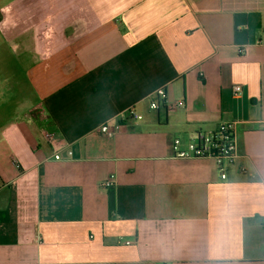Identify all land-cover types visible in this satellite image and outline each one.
Masks as SVG:
<instances>
[{"label": "crops", "instance_id": "obj_1", "mask_svg": "<svg viewBox=\"0 0 264 264\" xmlns=\"http://www.w3.org/2000/svg\"><path fill=\"white\" fill-rule=\"evenodd\" d=\"M0 14L19 66L3 69L0 264H264V0H12ZM160 88L169 109L150 110ZM232 121L226 180L173 157L175 138Z\"/></svg>", "mask_w": 264, "mask_h": 264}, {"label": "built area", "instance_id": "obj_2", "mask_svg": "<svg viewBox=\"0 0 264 264\" xmlns=\"http://www.w3.org/2000/svg\"><path fill=\"white\" fill-rule=\"evenodd\" d=\"M241 91V85L234 86V94H238ZM175 106L183 107L184 101L181 100L176 102ZM149 109L154 111L169 109L166 90L164 88H160L154 93V97L149 103ZM124 116L125 118L129 117L135 120H141L143 118L134 107L130 108ZM238 125V121H232L223 123L214 131L197 133L194 137L187 140L177 137L171 144L173 157L180 159H210L214 161L220 179L226 180L230 169L236 166L237 161L240 158ZM99 131L108 136L115 134L107 124L101 126ZM46 138L53 144L55 151L54 159H63L61 153L66 147L55 142L54 134L47 133ZM68 154L71 155L72 152L69 151ZM241 171L246 173L247 169L242 167ZM114 182L115 175H110V177L103 183V187H111L114 185ZM118 240L120 243L127 245L132 243L131 241L124 239V237H120Z\"/></svg>", "mask_w": 264, "mask_h": 264}, {"label": "rangeland", "instance_id": "obj_3", "mask_svg": "<svg viewBox=\"0 0 264 264\" xmlns=\"http://www.w3.org/2000/svg\"><path fill=\"white\" fill-rule=\"evenodd\" d=\"M12 0H0V9L2 7V5H5L6 3L8 2H11ZM1 15V14H0ZM0 26H1V20H0ZM1 32V31H0ZM14 49L15 47H11V46H7V48L4 46L1 45V38H0V128H1V125H2V122H5V114H2L3 111L6 109V106L8 105L9 106V103L8 104H5L4 103V92H2V90L7 87L6 84H4V75H5V71L3 69H7L9 71H15L16 68H18V63L16 62V60H12L14 58V56H12L14 54ZM8 54V61H6L7 57H5L6 55ZM5 58V60H4ZM7 78V82L9 83L10 81H13L14 79L13 78ZM18 81L20 80L19 78L17 79ZM3 86H5L3 88ZM2 88V89H1ZM12 93H15L14 91H12ZM14 97H16V95L13 94ZM22 98V97H21ZM20 98V100H21ZM17 103L16 104H19L18 101H16ZM11 104V103H10ZM15 104V102H14ZM12 105V104H11ZM15 108L13 109L12 112H10L8 115L12 116L13 112H14ZM9 112V111H7ZM10 118V117H9Z\"/></svg>", "mask_w": 264, "mask_h": 264}]
</instances>
